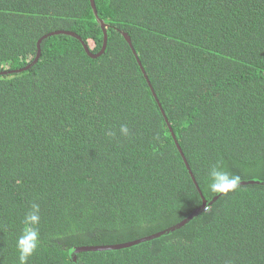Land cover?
Masks as SVG:
<instances>
[{"label": "trees", "instance_id": "16d2710c", "mask_svg": "<svg viewBox=\"0 0 264 264\" xmlns=\"http://www.w3.org/2000/svg\"><path fill=\"white\" fill-rule=\"evenodd\" d=\"M94 5L102 55L55 35L33 67L0 76V264H20L33 213L27 264H72L75 248L133 242L192 215L217 195L213 168L264 181V0ZM56 31L102 49L90 0H0V72L31 64ZM77 259L264 264V186H237L160 239Z\"/></svg>", "mask_w": 264, "mask_h": 264}, {"label": "water", "instance_id": "95a60500", "mask_svg": "<svg viewBox=\"0 0 264 264\" xmlns=\"http://www.w3.org/2000/svg\"><path fill=\"white\" fill-rule=\"evenodd\" d=\"M90 3H91V7H92V11H93L95 20L98 22V24L100 25V27H101V29L103 31V46H102V49H101V51L99 53L91 54L90 51L88 50L87 45L84 43V41L81 40L80 37L78 35H76L75 33L66 32V31H56V32H52L50 34H47V35L43 36L38 41V43H37V49H38L37 50V54H36L35 59L33 60V62L31 64L27 65L23 69H19V70L14 71V72H0V76L7 75V74H13V73H21V72L26 71V70L30 69L31 67H33L37 63V61L39 60V57H40V53H41L40 52V44H41V42L43 40H45V39H47V38H49L51 36H55V35H66V36H70V37H73V38L79 40V42L82 44V47H83L85 53L92 59L97 58L100 55H102L104 53V50H105V47H106V40H107L106 26L103 23V21L99 18L98 14L96 12L95 5H94V0H90ZM124 38H125L126 42L128 43V45L131 47V41L125 34H124ZM131 49H132V53L134 54L137 63L140 66L139 60L137 58V55H136L134 49L132 47H131ZM141 71L143 73V68L142 67H141ZM153 96L155 97L154 93H153ZM160 110H161V108H160ZM161 113L164 116L162 110H161ZM169 130H170L171 136H172V138L174 140V144H175L179 154L181 155V157L183 159V162H184V164H185V166H186V168H187V170L189 172V175L192 178L193 183H195L194 177L191 174V171H190V169H189V167L187 165V162H186L185 158L183 157V153H182V151H181V149H180V147H179V145L177 143V140H176L174 134L172 133L171 129H169ZM248 184L264 186V181L256 180V179L244 180V181H240L238 186H240V185H248ZM220 195H222V194H217V195H215L214 197H212L208 201L204 200L202 206L199 209H197L192 215H190L189 217H187L186 219H184L180 223H178V224H176V225H174V226H172V227H170V228H168V229H166V230H164L162 232L156 233L154 235H151V236H148V237H145V238H142V239H138V240H135L133 242H129V243H125V244H119V245L82 246V247L75 248V249H73L70 252V257H71L72 264H78V259H77V254L78 253H83V252H107V251L123 250V249H127V248L136 247V246H139V245L144 244V243L152 242V241H154L156 239H160L161 237L167 236V235L177 231L178 229H181L186 224L190 223L193 219H195L197 216H199L204 211V209L206 207H208L213 201H215Z\"/></svg>", "mask_w": 264, "mask_h": 264}, {"label": "clouds", "instance_id": "9594fccd", "mask_svg": "<svg viewBox=\"0 0 264 264\" xmlns=\"http://www.w3.org/2000/svg\"><path fill=\"white\" fill-rule=\"evenodd\" d=\"M121 132L127 134L126 126L121 127ZM211 183L209 184L210 191L215 194H227L234 191L240 183V177L232 175L227 171L213 168L210 173ZM39 216L31 214L25 217V224L27 227L22 235L17 240V248L20 253V264H27V260L38 247L39 232L35 225L38 224Z\"/></svg>", "mask_w": 264, "mask_h": 264}]
</instances>
